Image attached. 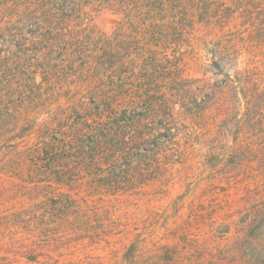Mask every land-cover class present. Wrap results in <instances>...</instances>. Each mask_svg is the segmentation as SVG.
Segmentation results:
<instances>
[{
  "label": "rangeland",
  "instance_id": "374dc122",
  "mask_svg": "<svg viewBox=\"0 0 264 264\" xmlns=\"http://www.w3.org/2000/svg\"><path fill=\"white\" fill-rule=\"evenodd\" d=\"M19 1L0 0L3 46ZM224 4L169 48L85 5L79 34L115 44L120 73L52 56L12 78L0 264H264V0Z\"/></svg>",
  "mask_w": 264,
  "mask_h": 264
},
{
  "label": "trees",
  "instance_id": "16d2710c",
  "mask_svg": "<svg viewBox=\"0 0 264 264\" xmlns=\"http://www.w3.org/2000/svg\"><path fill=\"white\" fill-rule=\"evenodd\" d=\"M221 3L225 6L224 0H20L18 7L21 5L23 8L14 19L11 17L9 22L6 21L5 29L7 32L9 28V40L4 46L0 43V118H6L13 112L10 101L14 99L9 92L12 90V78L51 74L52 65L58 61L48 57H67L80 62L94 58L98 76L120 73L117 65L115 66L120 54L115 44H111L109 50L100 51L99 47L104 44H100L96 37L90 33L82 36L79 34L85 5L96 4L112 8L124 17L127 26L150 31V41L169 48L174 43L178 44V38L182 37L181 27L192 22L191 14L200 16L201 21L204 17L208 20V16H212L217 10L220 12L223 7ZM231 9L232 7L228 8L229 13ZM218 13L213 16L219 18ZM4 36L0 29V38ZM89 44L96 50L86 52ZM89 53L90 56H87ZM128 54L127 57L133 62L135 54ZM105 64L111 65V69L103 74L98 68ZM55 72L59 71L55 69ZM130 73L134 74V69ZM9 95L12 100H8ZM75 140H80L79 150L86 153L90 149L79 133L70 138L71 142L75 143Z\"/></svg>",
  "mask_w": 264,
  "mask_h": 264
}]
</instances>
